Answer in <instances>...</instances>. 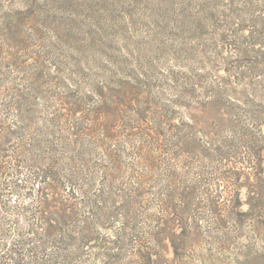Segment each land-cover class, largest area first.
<instances>
[{
  "label": "rangeland",
  "instance_id": "obj_1",
  "mask_svg": "<svg viewBox=\"0 0 264 264\" xmlns=\"http://www.w3.org/2000/svg\"><path fill=\"white\" fill-rule=\"evenodd\" d=\"M18 11L65 106L113 135L117 185L175 189L140 210L163 264H264V0H0V28Z\"/></svg>",
  "mask_w": 264,
  "mask_h": 264
},
{
  "label": "trees",
  "instance_id": "obj_2",
  "mask_svg": "<svg viewBox=\"0 0 264 264\" xmlns=\"http://www.w3.org/2000/svg\"><path fill=\"white\" fill-rule=\"evenodd\" d=\"M28 18L18 11L0 28V264H163L160 231L140 210L150 195L165 208L175 189L143 167L117 185L113 135L65 106Z\"/></svg>",
  "mask_w": 264,
  "mask_h": 264
}]
</instances>
